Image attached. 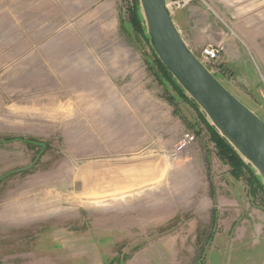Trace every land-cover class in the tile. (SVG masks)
<instances>
[{
  "label": "rangeland",
  "instance_id": "374dc122",
  "mask_svg": "<svg viewBox=\"0 0 264 264\" xmlns=\"http://www.w3.org/2000/svg\"><path fill=\"white\" fill-rule=\"evenodd\" d=\"M133 1L118 0L112 35L86 15L44 16L25 0H0V264H264V192L245 171L229 175L194 108L168 103L175 95L151 44L130 24ZM170 13L181 37L198 42L189 44L196 57L222 48L207 71L264 121V0H192ZM134 78L174 109L178 141L196 135L176 156L202 155L214 201L208 180L190 195L183 178L171 209L79 195L112 163L157 161V145L143 139L146 108L113 101L111 81L126 99ZM25 204L28 217L9 216Z\"/></svg>",
  "mask_w": 264,
  "mask_h": 264
},
{
  "label": "crops",
  "instance_id": "0c3cea01",
  "mask_svg": "<svg viewBox=\"0 0 264 264\" xmlns=\"http://www.w3.org/2000/svg\"><path fill=\"white\" fill-rule=\"evenodd\" d=\"M117 3L118 0H40L34 4L29 3L28 0L24 2L26 8H32V5H35V7L39 6L44 9L41 12L44 16L64 14L73 19V16L86 15L89 20L92 18L93 22L98 23L99 27L100 24H104L102 28L108 29L112 35L118 29ZM52 28L57 29L58 27ZM177 28L180 32L179 27ZM182 38L194 54L193 49L198 48V42L191 41V44L190 41ZM189 44L193 45V49ZM119 73L122 75L121 72ZM121 77L112 79L122 80ZM111 84L113 93L116 95L113 100L115 103L118 101L121 104L132 102L138 105V108H146L142 125L146 127L143 139L145 142L157 145L158 149L153 153H156L158 158L157 161L112 163L110 165L112 168L104 172L99 169L94 177L89 176L88 182L84 183L82 188L79 186V195L88 196L90 201L104 199L112 201L108 203L110 206L160 208V204H163L171 209V206L173 208L176 206L178 179H184V191H188L190 195L198 193V190L205 191L208 174H205L207 170L204 171L205 163H203L202 155L188 151L180 157L176 156L175 160L172 157V146L177 143V137H179L175 127L180 120L174 114V109L172 110V107L161 99L158 90L149 89L139 79L134 78L131 81L134 87L125 99L121 95L123 92H121L122 88L118 87V83L111 81ZM155 181H162V183L155 185L157 189H151Z\"/></svg>",
  "mask_w": 264,
  "mask_h": 264
},
{
  "label": "water",
  "instance_id": "95a60500",
  "mask_svg": "<svg viewBox=\"0 0 264 264\" xmlns=\"http://www.w3.org/2000/svg\"><path fill=\"white\" fill-rule=\"evenodd\" d=\"M157 59L264 186V121L228 92L185 45L167 0H138Z\"/></svg>",
  "mask_w": 264,
  "mask_h": 264
},
{
  "label": "trees",
  "instance_id": "16d2710c",
  "mask_svg": "<svg viewBox=\"0 0 264 264\" xmlns=\"http://www.w3.org/2000/svg\"><path fill=\"white\" fill-rule=\"evenodd\" d=\"M131 12H130V24L133 27L137 33H139L147 42L150 43L149 37L146 35L145 32V26L143 23L141 14H140V7L138 0L133 1V5L131 6ZM152 54L154 56V61L157 66L158 72L164 77L165 81L168 85H170L171 89L173 90V93L175 96L167 98L168 103H170L172 106L174 105L176 100L181 101L182 103H185L187 105H190L192 108L195 109V111L198 113L199 119H201L202 123L205 125L206 130L209 133V137L211 142L215 145V150L217 151L216 156L219 158V160L224 163L225 165L230 167V176L233 177L234 180L238 181L241 177L242 171L247 172L248 174V181L251 189L258 188L262 192H264V186L261 184L260 178L255 174L254 170L251 168L250 165L242 162V159L240 156L235 152L234 149L225 141L223 138H221L218 134V132L211 127L209 124H207V120L203 113L199 112L198 106L195 104L193 100L187 97L183 89L177 85V82L174 80L172 75H170L167 70L164 68V66L159 62L157 59L152 47ZM207 174L209 175V168L206 169ZM209 181V187H210V197L214 201V193H213V186L211 184L210 176H208ZM212 219L215 218L214 215H216V210L212 209L211 211Z\"/></svg>",
  "mask_w": 264,
  "mask_h": 264
},
{
  "label": "built area",
  "instance_id": "2783aa9c",
  "mask_svg": "<svg viewBox=\"0 0 264 264\" xmlns=\"http://www.w3.org/2000/svg\"><path fill=\"white\" fill-rule=\"evenodd\" d=\"M192 0H173L168 3L167 7L169 11L172 9H181L187 6ZM222 48H218L213 45L204 46L199 53V56L196 57L198 60L205 66L206 64H214L219 59ZM196 135L191 132H185L179 139V141L174 145V152L172 156H176L177 154L183 152V150L188 149L190 145H192L196 140Z\"/></svg>",
  "mask_w": 264,
  "mask_h": 264
},
{
  "label": "bare ground",
  "instance_id": "6f19581e",
  "mask_svg": "<svg viewBox=\"0 0 264 264\" xmlns=\"http://www.w3.org/2000/svg\"><path fill=\"white\" fill-rule=\"evenodd\" d=\"M34 195V194H33ZM46 196V195H45ZM22 198V197H21ZM26 198V197H25ZM46 198L47 199H50V196H46ZM23 199V198H22ZM32 199V198H31ZM28 201V200H27ZM22 204V203H21ZM20 204V205H21ZM31 204V203H30ZM29 204V205H30ZM19 205V206H20ZM54 205V203H52V204H50V203H46V204H44V206L46 207V209H44V211H45V213L47 214V212L49 213V209L48 208H51L52 206ZM19 208V207H18ZM27 209H29V207H27V205L25 204V206H23V208H21V209H19L17 212H15L14 210H13V212L12 213H9L10 215V217L12 218H14V216H17V217H21V218H26V217H28L29 216V214H28V216L26 215L27 213H26V210ZM25 210V211H24ZM42 216H44V214L42 215ZM12 218V219H13ZM15 219V218H14ZM17 219V218H16Z\"/></svg>",
  "mask_w": 264,
  "mask_h": 264
}]
</instances>
